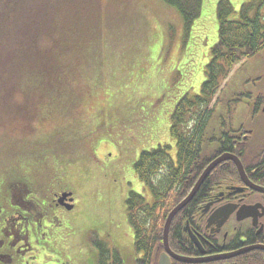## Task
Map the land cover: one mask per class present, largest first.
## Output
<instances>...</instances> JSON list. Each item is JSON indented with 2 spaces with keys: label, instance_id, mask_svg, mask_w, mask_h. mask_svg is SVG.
I'll list each match as a JSON object with an SVG mask.
<instances>
[{
  "label": "rangeland",
  "instance_id": "rangeland-1",
  "mask_svg": "<svg viewBox=\"0 0 264 264\" xmlns=\"http://www.w3.org/2000/svg\"><path fill=\"white\" fill-rule=\"evenodd\" d=\"M218 1L203 0L201 15L186 29L177 8L163 0H67L65 23L59 9L51 10L48 27H37L36 16L31 17L26 27L35 32L23 48L18 38L23 32L17 31L25 29L26 19L14 17L11 32L1 34L0 63L12 47L23 49L28 60L34 55L31 62L47 65V71L41 68L44 73L36 76L35 66L30 81L34 87L46 85L58 104L40 108L27 95L24 111L13 94L29 90L21 79L16 88L6 83L11 90L4 89V100L12 104L0 114V173L10 175L14 160H20L32 167L35 178L45 171L48 193L70 191L75 198L74 209H60L47 224L52 230L45 249L35 252L36 264H97L99 242L122 249L127 259L135 257L127 198L130 191L151 198L134 166L142 152L160 145H172L176 155L170 128L174 111L205 81L218 41ZM252 1L230 0L231 18ZM10 20H3V31ZM17 53L19 60L23 54ZM241 89L264 93V49L234 65L210 105L216 112L209 130L222 124V115L229 120L244 108ZM253 126L264 140V115H257Z\"/></svg>",
  "mask_w": 264,
  "mask_h": 264
},
{
  "label": "trees",
  "instance_id": "trees-1",
  "mask_svg": "<svg viewBox=\"0 0 264 264\" xmlns=\"http://www.w3.org/2000/svg\"><path fill=\"white\" fill-rule=\"evenodd\" d=\"M163 1L177 8L183 17L186 29L190 28L201 15L203 0ZM254 1L256 0L250 2L249 5L244 4L234 19L231 18V15L235 9L230 0L218 1V41L212 48V58L206 66L205 81L199 93L192 96L184 95L174 111L170 128L177 143L178 153L173 156L169 144L160 145L156 149L142 152L135 163L134 168L141 182L150 190L152 200L149 201L145 196L135 192H131L127 199V217L134 230V249L136 254H139L130 260L131 264H157L159 249L163 247V225L168 212L188 194L202 171L217 155L224 151H233L235 148L231 130L226 124L227 116L221 117L223 122L219 127L209 130L208 125L210 126L216 112L215 106L210 108V105L234 65L243 59L254 57L264 49V10L262 8L264 0H258L257 4ZM42 5L48 8L44 3L39 8L37 7L35 25L48 27L46 19L49 18L50 13L47 14V9L44 11ZM61 22L65 23L64 17ZM12 28L11 25L5 28L4 36L7 35L6 33H10ZM17 32H23L22 37L21 34L18 36L21 38L20 48H23L30 35L35 31L25 27L23 31L18 30ZM52 48V51L55 50L53 43ZM16 52L21 55L24 51L23 49L15 50L12 47L6 50L5 61L0 63V114L4 111V107H9L12 104L10 101L4 100L6 95H3V92L4 89H7L4 86L7 83V87H12L13 83V87L16 88L20 79L19 84H23L29 90V93H26L22 88L13 94L14 104L16 103L15 105H18L22 110L26 111L27 105L24 103L27 95V99L34 97L39 101L37 103L40 108L45 105L47 108H51L52 105L58 104L50 100L51 95L48 93L50 89L46 85L43 86L38 82L34 87L30 81L32 77L29 74L35 66H37L36 76H39L40 72L44 73L41 68L47 71V65L42 67L39 61L31 62L34 55L28 60L25 52L22 56L17 53V56L21 57L17 60ZM52 58L48 60L52 61ZM59 81L61 82L62 79L60 78ZM2 86L4 88H1ZM35 100L34 103H36ZM32 103L29 104L31 108ZM236 174L235 166L229 162L224 165V169H220V166L216 167L202 186L205 188L224 175L234 176ZM200 194L205 195L204 190L200 189L197 192L196 198L190 202L188 209H195L197 197ZM186 210L181 212L171 225L169 239L173 242L181 239L182 229L179 218L181 215H185ZM98 245L101 254L98 255L97 264H125L120 252H117L118 248V250L112 251L108 247H104L101 242ZM259 262L264 264L262 259Z\"/></svg>",
  "mask_w": 264,
  "mask_h": 264
},
{
  "label": "flooded vegetation",
  "instance_id": "flooded-vegetation-1",
  "mask_svg": "<svg viewBox=\"0 0 264 264\" xmlns=\"http://www.w3.org/2000/svg\"><path fill=\"white\" fill-rule=\"evenodd\" d=\"M44 3L49 8L47 14L58 9L63 13L67 0H45ZM41 4V0H0V36L4 32V19L10 17L12 27L14 17L21 21L26 19L25 28ZM248 91L241 89L244 108L239 107L236 115H231L226 122L235 148L233 151H224L215 158L223 153L238 156L249 181L264 188V140L258 139L257 129L253 126L257 115H264V93L250 94ZM244 112L247 116L240 118V114ZM234 119H241V123L237 124ZM174 148L177 154V143ZM18 161L20 160H14L10 175L4 177L0 173V264H36L35 252L39 248L45 249V237L52 230L47 224L53 223L60 209H65L60 201L63 191L48 193L49 178L45 171H41L35 178L32 167ZM229 162L235 166L237 174L224 175L205 188L201 185L198 191L204 190L205 195L197 197L195 209L188 207L196 195L176 215L177 217L188 209L179 218L183 233L181 239L174 242L169 240L170 251L163 244L158 252L157 264L161 254H169L164 258L165 264H260V259L264 261L263 250H250L231 259L221 257L256 245L264 246V192L245 183L235 162ZM229 162L221 163L220 169H224V165ZM137 194L145 196L143 193ZM66 201L70 202L68 199ZM53 236L55 238L56 234ZM123 261L131 264L125 254Z\"/></svg>",
  "mask_w": 264,
  "mask_h": 264
},
{
  "label": "water",
  "instance_id": "water-1",
  "mask_svg": "<svg viewBox=\"0 0 264 264\" xmlns=\"http://www.w3.org/2000/svg\"><path fill=\"white\" fill-rule=\"evenodd\" d=\"M227 160H232L235 162L240 175L242 176V178L244 179L245 183H247L249 186L256 188L262 192H264V188L263 187H259V186H255L254 184H252L249 179L247 178L244 166L241 162V160L239 159L238 156L232 154V153H223L222 155H220L219 157H217L215 160H213L203 171V173L201 174V176L199 177L198 181L196 182L195 186L193 187V189L191 190V192L189 193V195L183 199L177 206H175L170 213L168 214L165 224H164V245L165 248L167 250H169V232H170V227L171 224L173 222V219L175 218V216L179 213L180 210H182L191 200L192 198L195 196V194L197 193V191L199 190V188L201 187V185L203 184V182L205 181V179L208 177V175L222 162L227 161ZM72 192H65L62 194V197L60 198V201L63 202V205L68 209L71 210L74 208L73 204H67L65 202L66 199H68L70 196V201H73V197H72ZM255 248H259V249H264V246L261 245H256L253 247H249V248H245L242 249L240 251H236V252H232V253H228L226 255L221 256L222 258H230L233 256H237L245 251H249L251 249H255ZM170 251V250H169ZM171 253V252H170ZM172 256H175L171 253ZM218 257V258H221ZM164 256L162 255L160 258V264H165V260H164ZM183 258V257H182ZM184 260H190L187 258H184Z\"/></svg>",
  "mask_w": 264,
  "mask_h": 264
}]
</instances>
